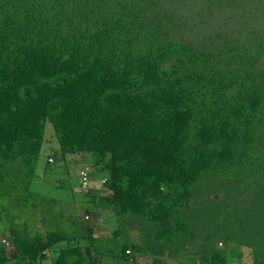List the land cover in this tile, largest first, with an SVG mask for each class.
<instances>
[{
	"label": "trees",
	"instance_id": "16d2710c",
	"mask_svg": "<svg viewBox=\"0 0 264 264\" xmlns=\"http://www.w3.org/2000/svg\"><path fill=\"white\" fill-rule=\"evenodd\" d=\"M47 120L61 153L105 176L112 194L93 202L135 216L143 243L162 233L200 264H234L238 242L264 264V0H0L2 198L34 174ZM227 174L246 226L204 182ZM62 234L16 229L0 264H36ZM72 250L53 264L92 254Z\"/></svg>",
	"mask_w": 264,
	"mask_h": 264
},
{
	"label": "clouds",
	"instance_id": "9594fccd",
	"mask_svg": "<svg viewBox=\"0 0 264 264\" xmlns=\"http://www.w3.org/2000/svg\"><path fill=\"white\" fill-rule=\"evenodd\" d=\"M261 121L264 120H258V123ZM47 122L50 121L47 120L44 122L42 134L43 142L39 156L44 144V131ZM226 127H228L232 131V133L239 137L237 130L238 124H228L226 125ZM59 150L60 149L58 146V151ZM58 153L60 154V159L63 161H66V156L69 155L72 158H74V156L76 155H86L90 159L91 163H89V165L92 167V169L90 170L88 167L81 166L79 168V171H76L78 183L76 185V191L74 193H76L77 195L72 194L70 198L60 199L57 197H43L39 189L31 187V179L34 177H38L46 183H49V179L46 178L45 172H43V174L39 176L35 174V171L34 174L30 177H20V181L17 183V189H15L13 193L4 198L0 196V211L4 210V214L6 212V204H3L2 201L7 199L9 201H16L17 222L12 223V225L5 222L4 229L2 232H0V249H3L5 251L7 258H11V254L15 255V252H18V242L12 235L13 232L16 233V229L21 232L23 238H25L27 235H39L43 238V242L47 240L48 232H62L63 234H65L66 232L70 235L77 234V238L75 237L74 239H72L70 237L69 241L64 240L63 238L65 235L62 234L63 237L61 236L56 243L46 248V257L38 260L36 264H53L54 259L59 258L61 254L66 253L77 246L81 250V253H83L84 255H86L87 249L89 251L90 249L92 250V254L84 258H75L76 263L81 259L86 260L87 263L85 264H102V262L104 264H174L173 262L176 260V257L180 258L184 255L183 252L185 249H183L178 240L172 237L163 236L162 233L151 235L154 232H149L150 234L147 236V241L149 238H153L151 240L154 241L143 243L141 231L138 229V222L133 217L130 218L125 223L126 226H124L128 229H131L132 231V234H128V239L131 240V243H121L118 245L119 256L110 255V248L106 249L105 254V247L107 246V243L111 242L113 237L117 236L120 233L118 229L120 215L117 214L113 209L102 206L103 204H95V202H93V198H91V195H94L95 191H97V194L98 192H100L101 195L109 197V194H112V189L104 186L106 178L103 174H98L96 172V168L90 154H63L60 151ZM56 159V155H47L46 163H54ZM220 176L222 177L229 175L227 174L215 176L212 178H205L204 182L205 184L208 183L212 185V180ZM94 178L99 179L95 180ZM14 180L15 178L13 177V181ZM197 187L198 186H196V189H198ZM25 192L27 194L24 196ZM214 196L217 198V202L221 204L219 201L218 190H214ZM232 196H235L237 204L236 207H233L232 203L222 205L236 216L233 219L236 221L239 227L244 225L246 226L247 222L244 219L238 218L237 214H235L237 210L239 211L242 209V207H240L237 202L238 195L236 193L232 194L231 192L230 197ZM27 199L28 201H25ZM32 199L34 200L33 203L28 205L30 200ZM197 199L198 198L193 197L191 199V204L192 202L197 201ZM24 205H26L27 207H23ZM53 206V211H48L49 208ZM46 212L47 215L52 217V220H46L45 225L43 221H45L44 214ZM0 218V220H4V215ZM11 222H13V220H11ZM77 223L81 225L77 226ZM97 229H104L102 230V232H107V235L102 234L101 231L99 232L97 231ZM56 237L57 235H55V238ZM158 237L160 238L159 245H157L156 243V239H158ZM247 241L250 242L249 237H247ZM96 248L100 250L101 253L97 252ZM218 248L225 249L226 245L223 242H219ZM228 249L232 250L231 252H234V254L229 258L230 263L234 261V264H254V254L250 245L247 244L246 246L237 242V245H233L232 248L230 247ZM233 249L237 250L238 253ZM81 253H79L78 255H80ZM70 255L74 259L73 250L70 252ZM23 264L27 263L25 262ZM177 264L183 263L177 261ZM184 264H200V261L199 258L193 260L190 256L189 262Z\"/></svg>",
	"mask_w": 264,
	"mask_h": 264
},
{
	"label": "rangeland",
	"instance_id": "374dc122",
	"mask_svg": "<svg viewBox=\"0 0 264 264\" xmlns=\"http://www.w3.org/2000/svg\"><path fill=\"white\" fill-rule=\"evenodd\" d=\"M221 22H224V19L221 20ZM58 146L59 144L54 136L52 125L50 122H47L44 131V144L41 150V154L38 158L35 174L41 176L43 172H45L46 178L49 179V183H46L45 181L41 180L38 177H34L31 179V187H35L36 189H39L43 197H48V198L57 197L60 199H65V198H70L72 194L77 195L76 193H74L76 191V185L78 183L76 171H79V168L81 166L88 167L90 170L92 169V167L89 165V163L91 162L88 156L86 155H76L74 156V158H72L69 155L66 156V161L61 160L59 157L60 154L58 153L59 152ZM47 155H56L57 157L56 161L51 164L46 163ZM94 179L98 180L99 178H94ZM212 188L214 190H218L219 201L221 204L227 205L228 203H232V206L236 207L237 204H236L235 196L230 197L231 192L232 194L235 193L234 185L232 184L231 177L220 176L216 179H213ZM26 194L27 193L25 192L24 196ZM33 199L30 200L28 205L33 203L34 201ZM2 203L6 204V212H5L6 220L5 219L0 220V232L3 231L5 222L10 223L11 225L12 223L17 222L16 201L15 200L9 201L7 199V200H3ZM0 213L1 215H4L3 211H0ZM132 217L135 218V216L132 215L120 216V221L118 226L120 233L117 236L113 237L111 242L107 243V246L105 247V254H106V249L110 248L111 249L110 255L119 256L118 245L121 243H126V244L131 243V240L128 239V234L129 233L132 234V231L131 229H128L124 226H126L125 223ZM11 220H13V222H11ZM217 226L219 229L223 228L224 222L222 220L218 221ZM102 230L104 229L101 230L97 229V231L99 232L101 231L102 234L107 235V232H102ZM183 253L184 255L182 257L180 258L176 257V260L173 262L174 264H177V261L183 264L188 263L190 256L192 253H194V251L192 248L189 247L185 249ZM102 264L104 263L102 262Z\"/></svg>",
	"mask_w": 264,
	"mask_h": 264
}]
</instances>
